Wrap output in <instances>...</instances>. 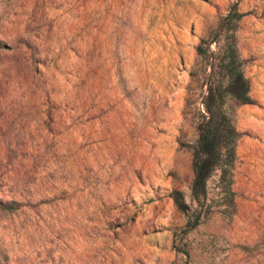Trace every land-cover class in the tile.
Returning a JSON list of instances; mask_svg holds the SVG:
<instances>
[{
    "label": "rangeland",
    "instance_id": "374dc122",
    "mask_svg": "<svg viewBox=\"0 0 264 264\" xmlns=\"http://www.w3.org/2000/svg\"><path fill=\"white\" fill-rule=\"evenodd\" d=\"M236 13L253 103L201 208L197 47ZM0 264H264V0H0Z\"/></svg>",
    "mask_w": 264,
    "mask_h": 264
},
{
    "label": "trees",
    "instance_id": "16d2710c",
    "mask_svg": "<svg viewBox=\"0 0 264 264\" xmlns=\"http://www.w3.org/2000/svg\"><path fill=\"white\" fill-rule=\"evenodd\" d=\"M241 17V14L236 13L221 19L213 40H202L197 47V56L202 60H209V66L203 72L206 90L198 113L197 138L192 147L191 198L197 204L202 202L201 208L206 203L207 181L216 170L220 171L219 178L225 185V196L231 192V171L236 160L239 133L229 112L228 101L239 105L253 103L249 95V82L244 76L246 62L240 57L236 47V23ZM213 42L222 43L218 53L209 50ZM207 69L209 71L206 74ZM170 197L177 209L188 213L190 208L181 192L174 191ZM198 222L199 215L192 221L188 220L187 227L192 228ZM183 253L187 255L186 251Z\"/></svg>",
    "mask_w": 264,
    "mask_h": 264
}]
</instances>
